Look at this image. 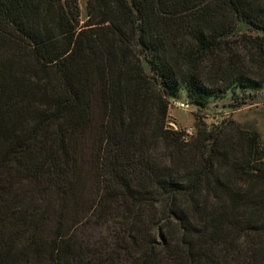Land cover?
I'll use <instances>...</instances> for the list:
<instances>
[{
	"label": "trees",
	"instance_id": "trees-1",
	"mask_svg": "<svg viewBox=\"0 0 264 264\" xmlns=\"http://www.w3.org/2000/svg\"><path fill=\"white\" fill-rule=\"evenodd\" d=\"M85 10L0 0V264H264V137L204 113L264 87V0Z\"/></svg>",
	"mask_w": 264,
	"mask_h": 264
},
{
	"label": "rangeland",
	"instance_id": "rangeland-1",
	"mask_svg": "<svg viewBox=\"0 0 264 264\" xmlns=\"http://www.w3.org/2000/svg\"><path fill=\"white\" fill-rule=\"evenodd\" d=\"M81 6V18L85 17V0H79ZM257 96L249 98L245 104L235 106L229 94L224 96L210 97V103L204 110L207 113V123H212V115L218 112L225 114L224 119H234L249 129L257 130L264 137V87L257 90ZM179 100H187L186 94L183 91L177 93L173 102ZM196 109L178 108L175 104L169 107L168 120L172 121L178 128H185L195 125Z\"/></svg>",
	"mask_w": 264,
	"mask_h": 264
},
{
	"label": "built area",
	"instance_id": "built-area-1",
	"mask_svg": "<svg viewBox=\"0 0 264 264\" xmlns=\"http://www.w3.org/2000/svg\"><path fill=\"white\" fill-rule=\"evenodd\" d=\"M173 104H175L178 108H182V109H189L190 110L192 107H194L187 100H179V101L173 102ZM211 117L213 119L212 124L219 125L222 122V120L225 118V114L223 112H218L216 114H213ZM169 124L173 128L179 129L172 121H170ZM182 129L184 131L185 139L192 137L194 135V133H195L194 126L185 127V128H182Z\"/></svg>",
	"mask_w": 264,
	"mask_h": 264
}]
</instances>
